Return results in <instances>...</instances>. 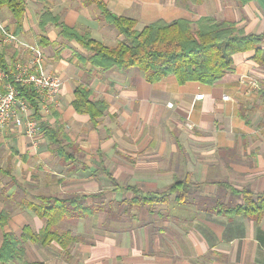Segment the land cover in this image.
<instances>
[{"label":"crops","instance_id":"0c3cea01","mask_svg":"<svg viewBox=\"0 0 264 264\" xmlns=\"http://www.w3.org/2000/svg\"><path fill=\"white\" fill-rule=\"evenodd\" d=\"M103 1L112 12L135 19L137 29L156 19L194 22L212 15L234 20L244 33L264 30V0L242 6L234 0L196 6L183 0ZM45 13L106 46L124 40L93 3L24 0L16 35L38 45L44 71L61 80L55 100L38 102V118L32 108L29 115L39 124L60 127L71 155L61 162L40 131L30 137L12 124L0 129V247L6 232L20 240L24 229L37 233L45 226L33 208L39 195L87 194L85 205H91V194L101 192L113 212L106 208L59 224V230L82 238L66 247L27 239L0 264H264V214L258 222L240 214L229 217L201 201L216 194L220 181L237 191L264 190V63L255 61L254 50L233 54L226 79L213 84H180L173 74L148 82L136 67L93 66L90 55L81 57L86 51L63 38L57 25L41 27ZM0 22L15 31V18L5 6ZM0 48L7 60L18 51L14 45ZM77 87L105 106L96 119L75 109ZM186 174L195 186L185 203H175L171 195L152 209H124L122 198L131 195L126 187L159 193ZM229 198L242 202L228 191L224 202Z\"/></svg>","mask_w":264,"mask_h":264},{"label":"trees","instance_id":"16d2710c","mask_svg":"<svg viewBox=\"0 0 264 264\" xmlns=\"http://www.w3.org/2000/svg\"><path fill=\"white\" fill-rule=\"evenodd\" d=\"M205 0H183L187 6H196ZM239 6L248 0H234ZM86 4H95L100 15L111 24L119 34L124 36L113 46H105L100 41L92 39L89 34H80L59 21L58 17L45 13L41 16L40 25L45 28L54 23L59 27V34L66 40L74 39L80 45L92 52L88 61L100 70L117 68L121 70L136 67L148 82H156L168 74H173L178 83L198 81L213 84L225 80L232 67L233 54L254 50V59L264 63V30L261 33H244L237 27L234 20L218 19L212 15H201L192 22L186 18H176L171 21L156 19L150 21L140 29L136 28V20L112 12L103 0H84ZM8 8L15 18V34L20 30V20L24 12V0H0V7ZM43 17V19H42ZM0 67L11 74L9 60L0 48ZM19 96L25 99L28 106L38 114V99L31 86L16 83ZM89 90L82 87L75 89L73 105L78 111L88 113L91 119H96L103 113L105 106L101 102L88 99ZM39 131L47 138L50 150L61 161H69L70 154L65 149L66 134L60 127L39 124ZM195 183L186 174L182 179H175L165 190L159 193L141 192L136 187H126L129 197L122 198L124 209L146 207L152 209L156 205L166 204L172 200L182 204L190 197ZM229 191L230 196L240 195L241 203H233L232 199L224 202V194ZM87 194H69L62 197L53 195H39V204L33 208L37 215L45 218V226L37 233L24 229L19 240L12 232H6L0 247V259L6 260L22 249V242L30 239L45 245L52 240L61 247L81 240V236L72 235L69 230L61 231L57 226L63 222H73L77 219L91 216L100 210L111 214L112 204L105 206L101 199V192L91 194L94 204L85 205ZM232 198V197H231ZM111 201V200H109ZM201 201L212 209L226 216L243 215L258 222L264 214V190L253 192L248 187L235 190L227 182H217V191L213 197H202ZM3 213L2 218L6 219ZM4 219V220H5ZM34 264V263H31Z\"/></svg>","mask_w":264,"mask_h":264},{"label":"built area","instance_id":"2783aa9c","mask_svg":"<svg viewBox=\"0 0 264 264\" xmlns=\"http://www.w3.org/2000/svg\"><path fill=\"white\" fill-rule=\"evenodd\" d=\"M0 45L18 47L17 53L9 59L11 74L0 67V129L12 124L22 128L26 135L35 137L39 133V123L30 117V107L25 99L19 96L15 84L31 86L38 102H52L60 89L61 80L44 71L43 54L38 45L20 41L18 36L1 22Z\"/></svg>","mask_w":264,"mask_h":264},{"label":"rangeland","instance_id":"374dc122","mask_svg":"<svg viewBox=\"0 0 264 264\" xmlns=\"http://www.w3.org/2000/svg\"><path fill=\"white\" fill-rule=\"evenodd\" d=\"M100 12V11H99ZM141 23V22H140ZM140 23L138 24V25H140ZM111 26V25H110ZM80 34H82V33H80ZM83 34H89V33H83ZM89 36H90V34H89ZM92 38V37H91ZM93 39V38H92ZM95 40V39H94ZM98 41V40H97ZM106 46V45H105ZM81 47L86 51V55H81L80 54V56L82 57V56H87V55H91L92 54V52H90L89 50H87L85 47H83L82 45H81ZM89 57V56H88ZM62 162V161H61Z\"/></svg>","mask_w":264,"mask_h":264}]
</instances>
